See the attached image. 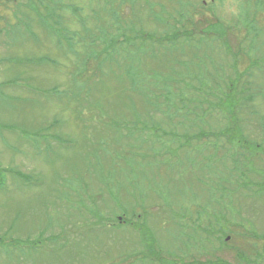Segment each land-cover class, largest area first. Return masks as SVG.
Returning <instances> with one entry per match:
<instances>
[{
	"label": "rangeland",
	"instance_id": "rangeland-1",
	"mask_svg": "<svg viewBox=\"0 0 264 264\" xmlns=\"http://www.w3.org/2000/svg\"><path fill=\"white\" fill-rule=\"evenodd\" d=\"M39 1L0 0V264H216L221 257L227 264L235 263L234 251L226 246L219 250L214 236L204 239L188 235V226H192L189 216L192 214L191 220L196 221L195 206L211 207V201L217 203L218 197H231L234 203L226 201L223 205L219 201L221 207L227 206L231 213L250 219L253 227H246L243 235L260 238L264 233V159L261 163L256 154L246 155L243 160L238 157L241 161H237L232 158V146L219 148L218 142L212 143L211 155H194L189 147L195 141L188 142L186 136L170 131L157 136L161 140L177 139V148H168L163 160L149 162L153 169L149 174L144 172L147 180L132 172L130 158L126 157L141 137L137 135L144 133L145 125L131 132L124 129L137 126L146 116L148 106L131 92V86L117 80L125 78L123 64L129 62L118 59L112 65L114 71L110 72L108 67L79 89L73 74L83 57L76 58L74 54L83 52V48L70 43L60 29L61 22L52 17L53 5L65 0H46L37 6ZM68 1L73 5L76 20L105 14L104 0ZM203 1L207 5L213 3L216 17L222 26L227 24L222 29L223 40H240L237 45L240 50L244 47L245 52L253 49L249 68L252 77L245 72L249 66L245 58L233 70L244 73L243 80L252 84L245 98L249 110L237 108L236 116L240 121H250L245 128L249 132L253 127L257 132L252 139L264 141V74L259 71L264 67V0L197 3ZM172 3L175 1L137 0L138 15L146 22L151 12H164L165 4L172 8ZM197 5L194 13H199L200 4ZM92 6L95 10H91ZM151 24L147 31L155 29ZM67 26L70 36L82 31L73 20ZM95 26L86 24L88 28ZM111 27L115 29L113 24ZM248 27H252L249 34ZM163 30L164 27L158 28L160 36H164ZM218 35L219 30L210 34L209 48L205 47L202 35L194 38L201 42L199 54H207L202 61L211 67L209 60H213L211 69L215 71L222 70L224 54L237 49L232 43L226 51L228 46ZM78 40L75 38V42ZM173 47L178 53L190 49L180 42ZM171 53L173 50L167 47L156 46L157 56L149 65L156 70L168 67L174 60ZM100 65L101 62L89 59L90 70ZM239 79L241 86L242 77ZM115 81L127 87H120ZM177 84H171L173 93H177ZM149 87L152 88V81ZM84 94L86 99H82ZM167 97L156 92L152 103L157 108L151 109V116L144 119L149 126L154 121H167L162 113ZM90 110L95 111L92 119ZM106 113L115 121H103ZM137 128L144 131H136ZM200 139L211 141L208 133ZM178 140L184 145L181 152ZM106 142L110 143V152L103 148ZM145 146L156 145L147 142ZM118 148L124 155L111 153ZM140 160L143 164L146 161ZM241 170L244 174L240 177ZM136 181L142 186L147 182L146 203L137 206L136 211L140 213L142 209L144 217L135 225H120L117 220L121 215L131 217V210H122L120 206L121 202L126 203L128 192L137 188ZM117 182L127 185V190L118 194ZM218 184H229L230 191L218 187L216 196L212 190ZM231 192V196L225 197ZM135 201L141 202L140 195H136ZM216 207L222 211L219 205ZM184 208L189 212L187 219L177 223L187 230L186 235L172 223L181 213L178 210ZM223 213L227 216V212ZM234 218L229 220H233L232 224L239 222ZM242 222L246 224L245 220ZM236 240L232 242L234 248L244 245L241 239L238 243ZM246 240L252 248L250 260L254 262L257 252L253 246L258 247L260 239ZM236 257L240 262L237 254Z\"/></svg>",
	"mask_w": 264,
	"mask_h": 264
},
{
	"label": "trees",
	"instance_id": "trees-1",
	"mask_svg": "<svg viewBox=\"0 0 264 264\" xmlns=\"http://www.w3.org/2000/svg\"><path fill=\"white\" fill-rule=\"evenodd\" d=\"M45 1L46 0H40L37 6L40 2L43 3ZM173 1H175V3H172V5H174L172 8L165 4L164 12H151L147 15L146 22L143 21L141 14L138 15L137 0H104L103 5H105V8L103 12L106 15H99L90 20L82 18L76 20L73 14V5L68 0L57 2L56 7L52 10V17L61 22L60 29L65 32L67 40L83 48V52L80 53L77 51L74 54L76 58L83 57L81 62L77 65L78 69L73 74L76 84L79 86V89H84L85 84H88V80H94L95 77L98 76V73L102 71L106 72L108 67L110 72L114 71L112 65H115V62L122 58L126 62H129V64H123L125 78H119L117 80L125 81L127 85L131 86V92L139 95V98L147 104L148 109L146 111V116L142 121H145V118L151 116L149 115L151 109L157 108V106L152 103L156 92L168 95L167 99L164 101L166 106L163 105L164 111L162 112L167 121H154L152 123L153 131L161 130L162 134L172 131L180 137L186 136L188 142L195 141L194 144L189 147V150H191L194 145L197 150L196 144L202 141L200 137L208 133V137L211 138V141L205 140V144L201 143V153L199 154L208 152V154L211 155L212 143L218 142L217 145L219 148L232 146V158L237 161H241L238 160V157L245 158L246 155L252 157L258 154V159L261 157V163H263L264 151L261 153L259 152L264 150V141L261 140L262 142L259 143L256 138L252 139L251 137H253L256 131L253 127L251 129L252 131L249 132L245 128L247 124H250V121H240L236 116L237 108L242 109L246 107L247 110H249V102L246 101L245 98L248 97L246 96L247 90L250 89L252 84L247 80H243L244 73H235L233 70H235L238 61L245 58L249 63V66L245 68V72L248 71V76L250 78L252 77L253 73L250 72L249 68L252 64L251 56L253 49L245 52L244 47L243 50H240L238 47L239 45H237L241 44L240 40L235 41L233 39L232 41V39L229 38H227L226 41L223 40L222 29L227 24L222 26V21L216 17L213 3L206 5L203 4V2L197 3V0ZM197 4H200L199 13H194L193 10L198 8ZM37 6L34 8L36 13H38ZM61 6L64 7L61 8ZM102 7L103 6H101V8ZM91 10H95V8L92 6ZM245 16L247 17L248 13H245ZM72 20L81 25L82 31L80 33H73V35L70 36L67 23ZM151 23H154L155 26L152 32L147 31L148 26L152 25ZM237 23L238 21H235V24ZM86 24L96 26L95 28H88ZM112 24L115 27L114 30H112ZM163 27L165 28V30H163L164 36H160L158 28ZM217 30L220 32L218 38L225 46H228L226 51L232 46V43L237 47L232 54H224L221 58V71L218 69L215 71L214 68L211 69L214 64L213 60H209V63L212 64L211 67L205 61H202L207 54H199L198 48L201 42L199 39L197 41L194 40L198 35H202L204 37L203 41H205L206 44L205 47L209 48L212 46V43L208 37L214 31L217 32ZM250 30H252V27H248L246 32L248 33ZM75 38L79 40L75 42ZM179 42L182 45H187L192 49L193 53H191L190 49H181L179 53L176 52L173 45H177ZM156 46L162 49L167 47L173 50L171 55L174 60L170 61V65L164 69L156 70L152 65H149V61L155 59L157 56L154 54ZM188 51L190 53H188ZM204 51L208 52V49L204 48ZM89 57L93 58L98 63L101 62V65L99 67L95 66L93 70H90L88 68V63L91 58ZM210 58L213 57L210 56ZM262 59L264 61V54ZM225 61L227 63H225ZM224 68L227 69L224 70ZM259 71L264 74V67L259 68ZM228 72H231L232 75H228ZM223 73L225 74L223 75ZM235 76L236 78L234 79ZM239 77H242L243 80L241 86H239ZM149 81H152V88L149 87ZM115 83L118 84L116 81ZM173 83H178L177 93H173V87L171 85ZM127 85L119 86L127 87ZM115 92L119 93L116 87ZM190 92L192 93L189 98L187 96ZM108 95L111 94L108 93ZM192 95L198 96V101L195 96ZM82 99H86L85 94L82 96ZM181 111L184 115L181 114ZM106 114L104 115L105 119H103V121H115L112 120V117H108L110 113ZM201 114L204 115L203 119H201ZM90 115V119H92L95 116V111L90 110ZM183 116L185 118H183ZM168 121L172 122L169 123ZM140 135L141 137L139 140L137 138L136 143L132 146L133 149L131 147L129 148L130 156L124 157L130 158V170L137 175H143V179L147 180V176L144 175V172L147 170V172L150 173L153 169V166L149 162L163 160L167 147L159 146L163 140L157 138L155 140L156 148L151 150L145 146L148 142L145 140H149V134L145 138L142 136V133H140ZM122 137L121 135V138ZM262 137L264 138V136ZM173 140L176 145L177 139ZM109 144L110 143L106 142L103 146L106 152H110ZM116 144L119 147V142ZM178 147V151L180 152L184 148L180 140H178ZM113 152L121 151L118 148L111 151V153ZM122 154L124 155V153ZM140 159H142V161L145 159V163L143 164ZM159 165L161 166L162 164L160 163ZM243 174L244 172L241 170L239 173L240 177ZM137 181L135 182L137 188L134 192H128L127 194L126 203L124 204L128 208H135L146 202L145 198L148 193L146 188L147 182L145 186H142L141 182L140 185H138ZM117 186L118 194L121 193L122 189L127 190V185L117 182ZM0 187H2V185H0ZM218 187L229 190V184L227 186H220L218 184L216 188L212 190L216 196ZM136 195H140L141 202L135 201ZM229 195L231 196L232 192L225 197L228 198ZM131 199L134 200L131 201ZM218 200L221 201L223 205L226 201L234 203L231 197H229V199L218 197ZM219 201L217 203L211 201V207L205 204L203 206H195L193 213H196V221L191 220V214L189 216V221H192V226H188L191 231L188 235L200 236L204 237V239L214 236L215 239L213 238V240L217 243V248L219 250L226 246L234 251L233 256L236 262L233 264H256L262 261L264 263V233L260 238H253L252 236L246 237V235H243L246 227H253L254 223H252L250 219L241 218L240 215L242 214L231 213L227 206L225 208L221 207ZM216 205H219L222 211H219ZM212 206H214L213 209ZM136 209H138V207ZM178 212H181L178 216L179 220L184 221L187 219V214L189 212L185 208L179 209ZM223 212H227V216ZM233 218L234 220L238 219L239 222L232 224L231 222L233 220L231 222L229 220ZM243 220H245V225L242 222ZM214 227H216V229H214ZM178 228L182 235L187 234V230L184 229L181 224L177 226V229ZM212 230L217 232L216 237L215 232ZM240 239L243 241L244 245L241 244L240 248H234L232 242L236 240L238 243ZM246 239H260L259 246L257 247L256 244L253 246L257 252L254 262L250 260L251 258L249 255L252 252V248L249 247V241ZM211 253L213 254L212 251ZM236 254L239 256L240 262ZM207 262L211 263L210 261ZM216 264H227V262L223 261L221 257L217 260Z\"/></svg>",
	"mask_w": 264,
	"mask_h": 264
},
{
	"label": "flooded vegetation",
	"instance_id": "flooded-vegetation-1",
	"mask_svg": "<svg viewBox=\"0 0 264 264\" xmlns=\"http://www.w3.org/2000/svg\"><path fill=\"white\" fill-rule=\"evenodd\" d=\"M146 142L148 141V142H150V140H145ZM175 144V142H174V140L173 139H168V140H163V141H161V143L159 144V146H161V147H167V149L168 148H177V146H175L174 145ZM197 145V150L200 152V149H201V147H202V144L201 143H197L196 144ZM201 153V152H200ZM146 203V202H145ZM144 203V204H145ZM121 209L122 210H131V213H130V215H131V217L130 216H128V215H124V216H121V217H119V220H121L122 219V221H123V219L125 218V217H129V219H130V221L133 223V224H136L137 223V221H138V219L139 218H141V217H144V212H143V210L141 209L140 211L142 212V214L141 213H137L136 211H137V207H135V208H128L125 204H123V203H121ZM146 215V214H145ZM147 216V215H146ZM113 226V225H112Z\"/></svg>",
	"mask_w": 264,
	"mask_h": 264
}]
</instances>
